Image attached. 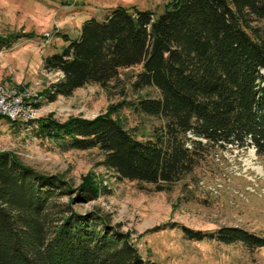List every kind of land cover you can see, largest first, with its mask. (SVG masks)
Segmentation results:
<instances>
[{"label": "trees", "instance_id": "obj_1", "mask_svg": "<svg viewBox=\"0 0 264 264\" xmlns=\"http://www.w3.org/2000/svg\"><path fill=\"white\" fill-rule=\"evenodd\" d=\"M259 19L264 0H170L157 15L117 6L103 20L84 21L78 37L63 35L67 44L44 59L46 69L62 76L35 106L90 83L107 89L121 69L142 65L133 88L158 94L138 97L131 108L162 121L144 139L109 114L64 122L0 115V121L29 123L37 137L56 140L65 150L98 148L108 170L158 191L191 173L214 147H254L264 156V36L253 26ZM29 35L2 37L0 49ZM100 192L88 182L72 189L59 175L0 151V264H154L119 224L97 210L74 207ZM183 230L191 240L264 247L263 235L243 227Z\"/></svg>", "mask_w": 264, "mask_h": 264}, {"label": "rangeland", "instance_id": "obj_2", "mask_svg": "<svg viewBox=\"0 0 264 264\" xmlns=\"http://www.w3.org/2000/svg\"><path fill=\"white\" fill-rule=\"evenodd\" d=\"M168 1L0 0V38L31 35L0 49V83L41 98L62 76L46 69L44 59L67 44L64 34L78 37L84 21L103 20L117 6L136 5L157 15ZM253 26L264 36V19L254 21ZM141 69L142 65L121 69L107 89L90 83L72 96L45 101L37 115L64 122L109 114L138 138L149 137L161 119L137 113L130 105L140 96L158 94L155 88H133L131 83ZM0 151L11 152L41 173L59 175L72 189L86 182L98 186L97 199L74 202V207L80 212L97 210L111 224H119L141 256L154 264H264V247L191 240L183 230L184 226L202 231L238 226L264 236V156L257 155L254 147H214L191 173L163 191L150 183L120 178L102 164L100 149L65 150L56 140L37 137L29 123L13 125L1 120Z\"/></svg>", "mask_w": 264, "mask_h": 264}, {"label": "built area", "instance_id": "obj_3", "mask_svg": "<svg viewBox=\"0 0 264 264\" xmlns=\"http://www.w3.org/2000/svg\"><path fill=\"white\" fill-rule=\"evenodd\" d=\"M37 98L17 86L0 83V115L12 120L29 121L38 118Z\"/></svg>", "mask_w": 264, "mask_h": 264}]
</instances>
